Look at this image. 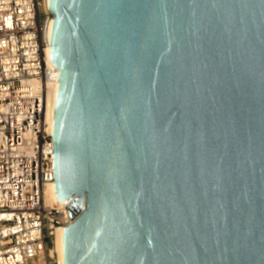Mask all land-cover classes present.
I'll use <instances>...</instances> for the list:
<instances>
[{
  "label": "water",
  "instance_id": "1",
  "mask_svg": "<svg viewBox=\"0 0 264 264\" xmlns=\"http://www.w3.org/2000/svg\"><path fill=\"white\" fill-rule=\"evenodd\" d=\"M50 10L65 264H264V0Z\"/></svg>",
  "mask_w": 264,
  "mask_h": 264
},
{
  "label": "built area",
  "instance_id": "2",
  "mask_svg": "<svg viewBox=\"0 0 264 264\" xmlns=\"http://www.w3.org/2000/svg\"><path fill=\"white\" fill-rule=\"evenodd\" d=\"M53 19L50 0H0V264H59L56 231L73 222V200L59 209L44 199L55 183L45 119L60 77L47 56Z\"/></svg>",
  "mask_w": 264,
  "mask_h": 264
},
{
  "label": "bare ground",
  "instance_id": "3",
  "mask_svg": "<svg viewBox=\"0 0 264 264\" xmlns=\"http://www.w3.org/2000/svg\"><path fill=\"white\" fill-rule=\"evenodd\" d=\"M51 30V24H50ZM49 30V32H50ZM50 34V33H49ZM48 64L55 66L51 60L50 46L47 49ZM58 71H60L58 69ZM59 82L56 84H48V89L46 93V108H45V119L48 125L47 130L53 134L54 121H55V110L58 97ZM53 184L46 185L44 189V199L48 206L55 208H63L65 203H62L57 197V191ZM65 228H58L56 231V236L54 239V249L58 254L59 264H65Z\"/></svg>",
  "mask_w": 264,
  "mask_h": 264
},
{
  "label": "rangeland",
  "instance_id": "4",
  "mask_svg": "<svg viewBox=\"0 0 264 264\" xmlns=\"http://www.w3.org/2000/svg\"><path fill=\"white\" fill-rule=\"evenodd\" d=\"M57 253V252H56ZM58 255V254H57Z\"/></svg>",
  "mask_w": 264,
  "mask_h": 264
}]
</instances>
